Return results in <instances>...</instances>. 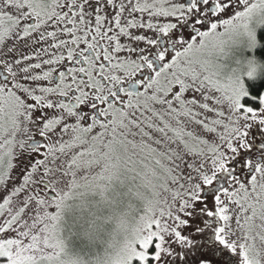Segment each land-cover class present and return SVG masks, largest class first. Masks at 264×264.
<instances>
[{
    "label": "snow or ice",
    "instance_id": "6c2138e0",
    "mask_svg": "<svg viewBox=\"0 0 264 264\" xmlns=\"http://www.w3.org/2000/svg\"><path fill=\"white\" fill-rule=\"evenodd\" d=\"M0 264H264V0H0Z\"/></svg>",
    "mask_w": 264,
    "mask_h": 264
}]
</instances>
